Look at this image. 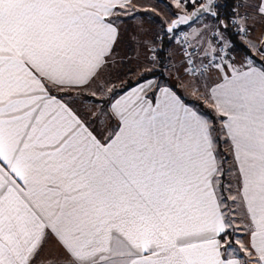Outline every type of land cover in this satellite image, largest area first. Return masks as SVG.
Segmentation results:
<instances>
[{
  "label": "snow or ice",
  "instance_id": "obj_1",
  "mask_svg": "<svg viewBox=\"0 0 264 264\" xmlns=\"http://www.w3.org/2000/svg\"><path fill=\"white\" fill-rule=\"evenodd\" d=\"M174 3L195 11L172 20L169 33L218 16L213 0ZM132 6L0 0V264H264V34L249 41L259 64L220 56L229 42L217 29L224 48L211 50L221 62L185 66L207 73L231 161L213 122L166 86L140 83L93 111L106 136L70 97L53 95L96 81ZM234 12L242 25H264V0H237ZM238 230L247 245L230 240Z\"/></svg>",
  "mask_w": 264,
  "mask_h": 264
},
{
  "label": "rangeland",
  "instance_id": "obj_2",
  "mask_svg": "<svg viewBox=\"0 0 264 264\" xmlns=\"http://www.w3.org/2000/svg\"><path fill=\"white\" fill-rule=\"evenodd\" d=\"M218 1L219 0H216V4ZM132 4L133 6L130 9V14L122 17L123 23L120 25V34L115 49V54L117 52L120 54H117L118 56L114 58L115 61L111 62L110 65L104 69L96 81L91 83V86L79 90H70L69 93L65 94L67 96H65V99L70 97L71 101H74V107L85 117H87V115L91 116L93 111H99L103 107L107 110L106 105L109 101L105 102L107 100H104V103H102V99H99V97L102 96L104 99H107L114 95V91L125 86L130 79L139 75L142 70L149 73V70L159 68L160 60L156 53L161 45V38L167 33V26L175 18L177 12H188L186 11V4L183 7L177 8L174 0H134ZM216 20L217 19L210 14H205L202 18H198L190 24L181 26L180 30L189 34L187 42L190 43V41L194 40V30L197 33L198 30L207 28L205 27L206 25L212 26L208 23L209 21L213 22ZM219 33L223 38H230L229 34H225L224 31L219 30ZM215 36L218 41H221V43H219V45H221L219 49L224 48L220 36L214 35L213 38H215ZM241 38L244 40L246 37ZM187 42L181 43L176 39V36L173 38L168 53V66H166V71L165 69L164 71L168 76L170 84L178 88L182 92L184 98L191 99L189 100L190 103H193L198 112L205 115L213 122L217 129L218 150L226 160L231 161V146L226 142L224 134L220 131L221 126L219 117L213 107L212 101L208 98V88L205 87V84L212 86L211 82L207 79L205 81L203 80L204 82L197 83L195 80L200 78L199 74L193 75L187 72L186 74L183 73L182 76L180 72L177 73L176 71L177 65H180L182 59V54L178 53V50L181 49L184 53L185 47L187 51H191L195 47L192 43L188 45ZM233 50V47L225 48V51L229 52L231 55L234 53ZM241 52L242 50L240 49L238 51L239 54H236L237 57L234 60L235 66L237 67H240L241 62L245 61L250 56L245 55L243 57V55L241 56ZM171 62L172 66H170ZM181 66L182 64L179 67ZM170 67H173L174 70H172V68L170 69ZM107 88H111L112 92L106 91ZM94 92L96 93L95 95H93ZM225 167H227V165H225ZM225 183H227L226 179ZM225 195H228V193H225ZM237 223L240 225V228L244 227L243 221L238 220ZM236 237H239L242 242L247 245L248 240L243 232L238 230L233 237H230V240L234 242ZM234 246L237 248L239 247L238 245ZM239 256L243 259H249L244 256L242 252L239 253Z\"/></svg>",
  "mask_w": 264,
  "mask_h": 264
},
{
  "label": "crops",
  "instance_id": "obj_3",
  "mask_svg": "<svg viewBox=\"0 0 264 264\" xmlns=\"http://www.w3.org/2000/svg\"><path fill=\"white\" fill-rule=\"evenodd\" d=\"M133 1L134 0H132V3H133ZM240 11L243 12L244 9L241 8ZM218 21L219 20H216V21H213V22L209 21L208 23L210 25H212V26L206 25L205 27H207V28H203V29L201 28L202 30H198L197 31V33H201L202 34L199 39H194L193 41H190V43L187 42L188 45H190L192 43L195 46L194 48L197 49L198 54L196 55V63H198V64L202 63L203 61L207 60L208 58H211V57H214V56L217 55V52L216 51H212L211 49H216L218 51L219 47L221 46V45H219V43H221V41H218L216 36H215L216 39L213 38V36H214L213 33L216 32L217 29L221 30V31H224L225 34L227 33L226 28L224 26H222V24H219ZM244 26H246L249 29V33L246 36V38L244 40L243 39L242 40H243V43L246 45L247 49L249 50V52L247 51V49L246 50L243 49L242 52H241V56L242 55H243V57L245 55L246 56H248V55L255 56V58L257 60V64H259L260 57L258 55H256L255 49H253V48H251L249 46V41H257V40H259L261 38L262 34H264V25H262L259 22H254L252 19H250L248 24L244 25ZM194 29H198V28H194ZM223 40H226V41L229 42L228 48H230V47L232 48L233 47V49H234L233 50L234 53L232 54L233 56L231 57V60L229 61V62L234 63V60L237 57L236 54H239L238 51L240 49H238V47L235 46L234 42L230 38L228 39V38L224 37ZM117 43H118V40H117V42H116V44L114 46V49H116ZM209 45H211V48H209ZM206 49L209 52H211V55L205 56V51L204 50H206ZM235 52H237V53H235ZM178 53L182 54V59H181V62H180V65L182 64V66L179 67L180 65H177L176 71H177V73L180 72L181 75L183 76V73H185V74L187 73L185 71L186 63L184 61V55H185L184 53L185 52L183 53V50L179 49ZM117 54H120V53L117 52L115 54V50H114L113 61H115L114 58H116V56H118ZM136 59H138V58H136ZM170 66H172V62H171ZM171 68H172V70H174L173 67H170V69ZM151 70H149V71L151 72ZM146 72L147 71H143V70L140 71L139 75H136L135 77H133V79L129 80V82L126 84V85H129L128 88H126L124 91H118L117 93H115L114 96L112 95L110 97V99L105 101V102L109 101L107 103V105H106L107 109L109 108L110 103L114 102L115 99H118L121 95L127 94L131 89L136 88L138 84L144 83L146 81H152L154 85L166 86V87L172 89L182 99V101L186 105H188V106L192 107L194 110L198 111L197 108L193 105V103L192 104L190 103L189 100H191V99L184 98L182 92L178 88H176L175 86L170 84V82L168 81V76L167 75H166V77H162V76L161 77L160 76H151V77H149V76H145V74H147ZM199 75H200V78L199 79L197 78L195 80L197 83L198 82H202L203 80L204 81L207 80V73H205L204 75H201V74H199ZM212 79L213 80L216 79L215 75L212 76ZM88 86H91V83ZM88 86H86V87H88ZM73 90H79V89H73ZM69 91L70 90H66V91L62 92V91H59V90H53V95H56L58 98H61V97L65 98V96H66L65 94L69 93ZM99 99H102L101 102L104 103V97L101 96V97H99ZM76 110L82 117H84L88 121V123L90 124V126H91V128H92V130L94 132L103 133V135H105V136L107 135V131H104V126L95 123L94 122V118L92 116H88L87 115V117H85L83 114L80 113V111L78 109H76ZM116 123H117V121L115 119L110 121L109 125H108V130L110 131L111 127L114 126ZM53 251H55V248H54V246L52 244H50L48 246V248L46 249V252H53Z\"/></svg>",
  "mask_w": 264,
  "mask_h": 264
},
{
  "label": "trees",
  "instance_id": "obj_4",
  "mask_svg": "<svg viewBox=\"0 0 264 264\" xmlns=\"http://www.w3.org/2000/svg\"><path fill=\"white\" fill-rule=\"evenodd\" d=\"M202 2H203V0H200V4ZM236 2H237V0H224V2L218 1V3L216 4L217 5L216 8H217V12H218V17H216V19L219 20V21H223L224 22L222 24V26H224L226 28L227 34H229V37L234 42L235 46L238 47L241 50H243V49L246 50L247 49L246 45L243 43V40H242L240 34L234 29V26H233V20L235 18V12H234L235 8L234 7L236 5ZM197 5H199V4H197ZM193 8L194 7L189 6V5L186 4V11L190 12ZM179 30H180V28L178 29V31ZM178 31L176 30L175 33L173 34V36H170L169 33L167 32L161 38V45H160V47H159V49L157 50V53H156L157 56L159 57V60H160L159 68H157L155 70H152L151 72L145 74V76H149V77H151V76L166 77V72L165 71H166V66H168L167 63H168V57H169V54H168L169 53V48L171 46L173 38H175V36H176ZM247 51L249 52L248 49H247ZM208 59H210V58H208ZM164 69H165V71H164ZM128 87H129V85H126V86H124L122 88H119L116 91H114L113 94L115 95V93H117L118 91H124ZM110 97L107 98V99H104V100H108V99H110Z\"/></svg>",
  "mask_w": 264,
  "mask_h": 264
},
{
  "label": "built area",
  "instance_id": "obj_5",
  "mask_svg": "<svg viewBox=\"0 0 264 264\" xmlns=\"http://www.w3.org/2000/svg\"><path fill=\"white\" fill-rule=\"evenodd\" d=\"M204 1V0H203ZM220 2H224V0H219ZM236 6H237V2H236V5H235V7L234 8H236ZM233 26H234V29L240 34V36L241 37H246L247 35H248V33H249V31L247 32V34H245L244 32H241L240 31V29H241V27H246V26H244V25H242L241 23H240V21H239V17H237L236 15H235V18H234V20H233ZM183 33H185L184 31H182V30H179L178 32H177V34H176V39L178 40V41H180L181 43H185V37H184V35H183ZM184 50H185V62H186V65H187V67L188 68H194V67H196V68H198V67H200L201 66V63L200 64H198V63H196V55L198 54V52H197V49L196 48H193L191 51H187V49H186V47L184 48ZM195 53L193 56H192V59H193V64H188V56L186 55V53L187 54H191V53ZM220 56H223L224 57V59L225 60H228V61H230L231 60V54L229 53V52H227V51H225V49H224V51L223 52H220ZM216 57V59H215V63H220L221 62V60H220V58H219V56L217 55V56H215ZM212 58H210V59H207V60H205V61H203V63L204 64H207L208 63V61L209 60H211ZM191 73V72H190ZM206 73V72H205ZM191 74H193V73H191ZM195 74H200L199 72H196ZM195 74H193V75H195Z\"/></svg>",
  "mask_w": 264,
  "mask_h": 264
},
{
  "label": "water",
  "instance_id": "obj_6",
  "mask_svg": "<svg viewBox=\"0 0 264 264\" xmlns=\"http://www.w3.org/2000/svg\"><path fill=\"white\" fill-rule=\"evenodd\" d=\"M207 3V0H204L201 4H206ZM213 5H214V8H215V10H216V12H217V9H216V0H213ZM196 7H199V5H197ZM193 11H195V8H193L190 12H185V11H180V12H177L176 13V16H175V18L173 19V20H175L176 18H177V16L178 15H188V14H190L191 12H193ZM218 13V12H217ZM205 14H210V13H204V15ZM211 15V14H210ZM218 17V16H217ZM199 18V17H198ZM198 18H196V19H194V20H192V21H189V24L190 23H192V22H194V21H196ZM216 18V17H215ZM181 26H183V25H180V26H178V28L177 29H179ZM168 27V26H167ZM177 29H175L172 33H169V35L170 36H173V34L175 33V31L177 30ZM166 31H167V29H166Z\"/></svg>",
  "mask_w": 264,
  "mask_h": 264
}]
</instances>
